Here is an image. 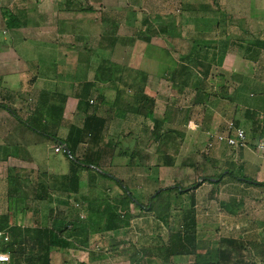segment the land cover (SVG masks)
Wrapping results in <instances>:
<instances>
[{"label": "rangeland", "instance_id": "374dc122", "mask_svg": "<svg viewBox=\"0 0 264 264\" xmlns=\"http://www.w3.org/2000/svg\"><path fill=\"white\" fill-rule=\"evenodd\" d=\"M62 1L66 3V0ZM79 1L82 8L77 6L76 10H82L84 31H91L94 36L103 33V37L113 34L116 39L133 37L124 45L118 41L117 49L108 50L114 60L104 58L101 64L109 61L116 65L113 73L116 80L123 74L127 82L135 81L138 75L143 77V74L146 84L151 80V86L145 84V94L155 103L149 102L143 109L146 111L150 107L155 119L151 118L147 129L164 133L166 140L162 141L160 137L159 142L155 133L138 135L143 144L139 150L145 149L144 153L154 157L141 159L145 176L140 177V183L129 185L134 196L150 207L144 209L129 203L133 215L131 225L106 230L99 205L102 200L117 203L124 199L125 191L117 183L94 171L84 172L81 192L73 195V198H80L76 199L81 200L80 206L74 207L65 202L67 195L62 192L61 174L45 171L39 177H31L26 171L9 168L0 170V177H4L0 184V220L8 217L11 224L46 226L52 213L67 215L80 210L90 222L88 248L80 250L72 243L67 250L53 251L51 264H142L137 262V257H146L145 248L154 249L162 245L171 230L182 228V213L192 207L194 196L199 251L215 252L220 239L231 237L244 243L245 248L240 249L243 259L249 260L253 256L257 264H264V186L239 179L244 176L257 179V168L264 178V160L256 156L250 161V158L241 157L240 150L227 148L222 152L208 146L209 134L220 130L217 126L226 125L231 118L246 122L247 126H243L248 136L251 130L264 128V0ZM228 16L233 19L231 24L226 23ZM238 18L246 21L241 22ZM91 24L97 26L92 29L89 27ZM227 25V31L234 35L231 38L219 34ZM155 36L163 37L157 41L165 48L156 47L158 45L150 48ZM139 41L141 44L137 49ZM108 43L109 40L105 39L106 47ZM214 43H226V46L214 48ZM252 46L259 50L255 57L249 50ZM101 48L104 49L99 46ZM203 52L209 53L210 58L202 61L200 55ZM223 52L224 55L218 54ZM100 53L106 54L107 51L100 50ZM215 53L217 60L211 61ZM138 55L151 71L139 70L140 74L138 69L132 68ZM171 59L173 73L161 72L163 62ZM200 60L205 68L193 70L192 75L184 70V66L191 68ZM209 65L210 72L204 77ZM199 78L205 80L203 89L206 94L201 91L197 95L192 87L194 82H201ZM168 104L178 108H173L175 118L172 122L162 119V115L168 113L164 111ZM189 120L195 121V128L189 125ZM208 127L210 130L204 142V130ZM112 141L109 144L115 146ZM161 149L163 153H160ZM116 155L121 156L118 152ZM119 159L115 163L122 165L124 160ZM112 161L114 159L109 165L111 173L119 167ZM228 170H232L235 176L228 174ZM115 173L119 176L122 172L117 169ZM220 174L224 175L219 183L207 180V177L217 178ZM195 183H200V186L193 188ZM178 185L187 191L181 193L175 188ZM166 187L174 188L150 201L152 193ZM35 191L45 197L32 199ZM9 196L13 200H9ZM223 201L238 212L230 214L224 210ZM175 256H183L181 258L185 262L182 264H194V256Z\"/></svg>", "mask_w": 264, "mask_h": 264}, {"label": "crops", "instance_id": "0c3cea01", "mask_svg": "<svg viewBox=\"0 0 264 264\" xmlns=\"http://www.w3.org/2000/svg\"><path fill=\"white\" fill-rule=\"evenodd\" d=\"M77 6L82 8L79 0H66V3L62 0H0V170L13 168L26 171L31 177H39L45 171L67 173L70 161L65 152H55V146L60 144L66 147V139L72 129L82 128L86 117L96 114L107 120L103 132L105 141L109 143L115 139L112 143L118 145L115 146L112 154L110 152L106 156L104 167L109 171L110 161L114 159L113 165L119 167H115L113 173L111 171L109 173L123 179L128 186L133 182L140 183V177L145 176L141 159L154 156L144 153L145 149L139 150L143 144L139 141L138 135L157 132L147 129L151 118L155 119L154 113L150 116L137 110L139 103L134 101L137 91L147 90L145 74L143 77L138 75L135 81L127 82L124 74L122 78L116 80L110 66L103 70L105 72L101 75V79H98L102 60L113 58L108 50L117 49L118 41H121L120 45L127 44L133 40V37L116 39L113 34L103 37L102 33L101 36L97 35L99 39L91 35V31L83 30V13L82 10L81 12L76 10ZM238 19L241 22L246 21L245 18ZM227 20L226 23L233 22L231 16H228ZM95 26L97 24H91L89 27L93 29ZM228 26L219 34L231 38L234 35L227 31ZM157 36L154 37V43L152 42L150 48L154 49L156 45L165 48L157 41V38L163 40L162 35ZM105 39L109 40L108 47L105 45ZM95 43H98L97 46ZM140 44L139 41L137 49ZM99 46L104 49H99ZM225 46L226 43H218L214 48ZM249 48L253 51L252 57H255L259 50L254 46ZM100 50L107 53L102 54ZM208 54L203 52L202 56L200 55L201 60L209 59ZM218 54L224 55V52ZM215 55L216 53L211 57V61L217 60ZM133 66L132 68L138 69V72L152 70L147 64L144 65L140 55ZM173 70L172 59L163 62L161 72L173 73ZM86 83H94V86L84 104L80 96ZM140 83H143V86ZM147 84L151 86V80ZM198 91L200 89L195 90L196 93ZM91 99L94 103L90 102ZM87 101L90 104H87ZM171 106L172 104H168L165 105V110L162 109L168 112L162 115V119L166 122H172L175 118L173 108L176 107ZM231 119L238 121L242 126H247L242 119ZM189 122V125L195 128V121L189 120ZM217 127L222 130L225 124ZM262 128L260 127L258 131H250L248 137L251 143H255L259 136L264 134ZM209 130V127L204 130V134L206 132L204 142ZM169 131L173 130L169 129ZM155 135L159 137V142L161 138L162 141L166 140L163 137L164 133H155ZM136 143L138 147H134ZM86 147V143H81L78 154H81ZM215 148L223 152L233 147L220 143ZM235 150H240L241 157L250 158V161L253 160L251 158L258 156L248 147ZM116 152L122 153L121 156L116 155ZM138 152L141 154H137ZM160 153H163L162 149ZM119 158L124 160L122 165L115 163L120 160ZM165 166L168 167L167 164ZM117 169L122 172L119 176L115 173ZM256 177L259 182H263L260 168H257ZM3 178L0 177V184ZM108 179L117 183L116 180ZM8 199L13 200L12 196ZM145 256L137 257V262L142 264L185 262L183 256L171 257L170 261L166 262L156 255L148 257L145 254Z\"/></svg>", "mask_w": 264, "mask_h": 264}, {"label": "trees", "instance_id": "16d2710c", "mask_svg": "<svg viewBox=\"0 0 264 264\" xmlns=\"http://www.w3.org/2000/svg\"><path fill=\"white\" fill-rule=\"evenodd\" d=\"M203 65L204 63L200 60L191 68L189 66H184V70L192 75L194 71L205 68ZM110 66L112 67L113 73L116 72V65L114 66L113 63H110L109 61L105 63L104 61L100 65L98 79H101V75L105 72L103 70ZM209 72L210 65L204 71V77L208 76ZM198 80L201 82H194L192 87L200 89V91L197 92V95L201 91L206 94L203 89L205 86V80L201 78ZM93 86L94 83H86L84 85L82 95L80 96L84 104H86V99ZM135 96L139 103L137 110L152 116L153 111L150 107L146 109V111H144L143 108H145L146 104L149 102L155 103L153 102L154 99L145 94L144 89L137 91ZM87 104H90V102L87 101ZM251 112L252 114L257 115V112ZM106 121L105 118L92 114L86 117L82 128L74 127L72 129L70 136L66 139V147H64V152L70 161V166L67 173L61 174V179L63 181L61 188L62 192L67 195V201L65 202L77 207L74 200L76 201V199L78 200L80 198H73V195L80 194L81 192L84 172L89 174L94 171L99 176L116 180L118 185L125 191L124 199L120 200V202L117 201V203H109L102 200L99 205L102 207V217L107 226L106 230H112L131 225L133 215L130 212L129 203H134L144 209H148L150 205H145L142 201L138 200L123 179L109 173L104 167L106 156H108L110 152L112 154V151L116 146L105 142L103 131L106 126ZM236 124L239 125L238 121H236ZM81 143H86L87 147L81 152V154H78V147ZM110 148H112V150H109ZM68 149L70 150V153L67 151ZM228 174L235 176L232 170H228ZM223 175L224 174H220L217 178L207 177V180L219 183L221 182ZM239 179L252 184L264 186V182H259L257 179L246 176L239 177ZM41 186L43 187V185ZM199 186L200 183H195L193 188H198ZM173 188L174 187H166L156 190L155 193L151 194L150 201L164 192L171 191ZM175 188L181 193L185 190L179 185ZM34 194L36 195L31 197L32 199L45 197V195L37 194V191H35ZM88 201H92V199H88ZM235 202L236 201H233V203ZM221 205L222 208L230 214H236L238 212L229 208L228 206L230 204L227 205L224 201ZM21 211L24 212V209H21ZM83 214L84 213L80 210L67 215L52 213L48 225H32L27 227L11 224L9 218L4 217L0 220V230L7 231L10 235V240L1 244V249L11 253L12 264H51V253L53 251L67 250L72 243L76 244L78 249L86 250L89 246L91 227L90 222L86 220L85 215L82 216ZM180 222L182 225L181 229L171 230L167 241L162 245L154 247V249L145 248V251H147V254L146 252L145 254L156 255L162 258L164 262L168 261L169 257L175 255H189L195 257L194 264H257L254 261L253 256H250L249 260L242 258V255H240V249L245 248L244 243L231 237L220 239V244L215 252L207 251L204 253L199 251L198 222L196 218L194 196L192 207L183 211Z\"/></svg>", "mask_w": 264, "mask_h": 264}, {"label": "built area", "instance_id": "2783aa9c", "mask_svg": "<svg viewBox=\"0 0 264 264\" xmlns=\"http://www.w3.org/2000/svg\"><path fill=\"white\" fill-rule=\"evenodd\" d=\"M94 103V100H90ZM226 143L227 145L235 148L241 149L248 147L253 150V152L264 160V134L255 142L251 143L248 138V133L246 128L242 125H237L234 119L228 120L223 130L217 132H211L209 134L208 146L210 148L215 147L217 144ZM55 152H64L65 148L63 145H56ZM77 207L80 206L78 201H74ZM84 216V214L82 215ZM10 240V235L5 230H0V264H12V256L9 251L2 250L1 244L8 242Z\"/></svg>", "mask_w": 264, "mask_h": 264}, {"label": "water", "instance_id": "95a60500", "mask_svg": "<svg viewBox=\"0 0 264 264\" xmlns=\"http://www.w3.org/2000/svg\"><path fill=\"white\" fill-rule=\"evenodd\" d=\"M67 151L70 153V150L69 149ZM185 190H187V188H185Z\"/></svg>", "mask_w": 264, "mask_h": 264}]
</instances>
